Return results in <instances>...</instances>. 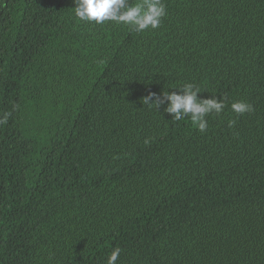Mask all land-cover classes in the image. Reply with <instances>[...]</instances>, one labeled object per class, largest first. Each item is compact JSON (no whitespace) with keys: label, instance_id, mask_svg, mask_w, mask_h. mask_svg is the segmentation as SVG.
<instances>
[{"label":"trees","instance_id":"1","mask_svg":"<svg viewBox=\"0 0 264 264\" xmlns=\"http://www.w3.org/2000/svg\"><path fill=\"white\" fill-rule=\"evenodd\" d=\"M163 2L138 34L0 0V264H264V0ZM185 83L204 133L143 103Z\"/></svg>","mask_w":264,"mask_h":264},{"label":"clouds","instance_id":"2","mask_svg":"<svg viewBox=\"0 0 264 264\" xmlns=\"http://www.w3.org/2000/svg\"><path fill=\"white\" fill-rule=\"evenodd\" d=\"M74 3V14L82 22L97 25L112 22L138 34L158 29L167 14L163 0H140L138 3H133L132 0H74ZM199 93H201L200 88L193 83H185L178 88V92L165 91L162 96L149 93L144 97L143 103L156 110L166 104L164 111L171 115V120L180 121L190 117L198 130L204 133L208 127L206 117L213 113H222L225 102L215 95L201 99L198 96ZM231 109L237 115L253 110L252 106L245 101L233 102ZM120 253L119 247L114 248L106 264H116Z\"/></svg>","mask_w":264,"mask_h":264}]
</instances>
